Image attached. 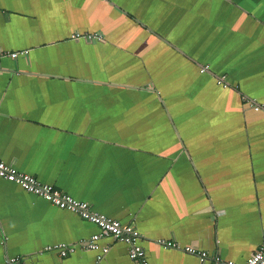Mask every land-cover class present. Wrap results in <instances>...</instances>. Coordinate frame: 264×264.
Listing matches in <instances>:
<instances>
[{
  "label": "crops",
  "instance_id": "1",
  "mask_svg": "<svg viewBox=\"0 0 264 264\" xmlns=\"http://www.w3.org/2000/svg\"><path fill=\"white\" fill-rule=\"evenodd\" d=\"M0 53L1 161L133 226L150 264L259 250L264 0H0ZM101 232L0 178V264H138L106 235L100 261L45 252Z\"/></svg>",
  "mask_w": 264,
  "mask_h": 264
},
{
  "label": "built area",
  "instance_id": "2",
  "mask_svg": "<svg viewBox=\"0 0 264 264\" xmlns=\"http://www.w3.org/2000/svg\"><path fill=\"white\" fill-rule=\"evenodd\" d=\"M85 38L90 41H102L103 36L101 34H76L73 35V39L79 40ZM28 51H21L15 53H5L12 58L16 59L19 55H26ZM4 55L0 53V61ZM209 65H204L201 72L205 73L209 70ZM219 85H224L228 87L229 82H227L224 77L218 79ZM256 110H259L260 107H255ZM0 178H3L9 182L16 183L22 189L31 193L37 197H40L52 205L62 209L74 212L78 214L83 220L89 221L102 231L101 234L93 235L90 239L81 241L77 244H56L48 246L45 248V252L57 251L61 257H67L71 254H74L79 249L90 250V251H101L102 254L99 255L98 261L102 259L108 252V247H101L99 245V240L103 235L113 237L119 242H122L128 247V257L130 260L138 264H150L146 250L141 245V233L135 229L133 226L123 225L119 220L112 219L104 214L92 211L89 203L77 201L68 194H65L55 188L52 185H47L41 183L36 177L22 173L18 171L14 166L9 165L0 160ZM166 249H176L179 248L176 242L170 241H159ZM180 249V248H179ZM186 252L191 254H197L200 256V260L204 262L208 255L206 252L199 251L192 247H187L184 249ZM19 258L9 259L8 264H20ZM216 264H235L233 262H224L220 257L215 258ZM246 264H264V242L258 251H256L248 260Z\"/></svg>",
  "mask_w": 264,
  "mask_h": 264
},
{
  "label": "rangeland",
  "instance_id": "3",
  "mask_svg": "<svg viewBox=\"0 0 264 264\" xmlns=\"http://www.w3.org/2000/svg\"><path fill=\"white\" fill-rule=\"evenodd\" d=\"M213 18L211 17V20H212ZM221 19H224V20H227V22L229 21L228 19H226V18H221ZM213 21V20H212ZM208 64L210 65V63L208 62ZM211 66V65H210Z\"/></svg>",
  "mask_w": 264,
  "mask_h": 264
}]
</instances>
